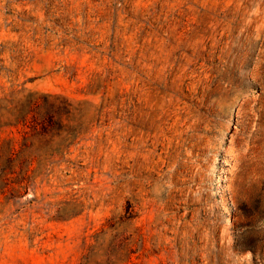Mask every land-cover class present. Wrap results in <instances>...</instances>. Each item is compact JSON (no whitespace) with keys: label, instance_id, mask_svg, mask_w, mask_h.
Listing matches in <instances>:
<instances>
[{"label":"rangeland","instance_id":"obj_1","mask_svg":"<svg viewBox=\"0 0 264 264\" xmlns=\"http://www.w3.org/2000/svg\"><path fill=\"white\" fill-rule=\"evenodd\" d=\"M0 264H264V0H0Z\"/></svg>","mask_w":264,"mask_h":264}]
</instances>
